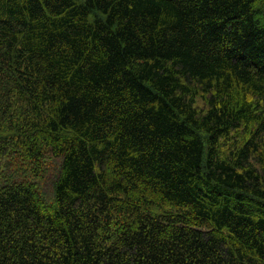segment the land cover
<instances>
[{"label": "trees", "instance_id": "obj_1", "mask_svg": "<svg viewBox=\"0 0 264 264\" xmlns=\"http://www.w3.org/2000/svg\"><path fill=\"white\" fill-rule=\"evenodd\" d=\"M0 264H264V0H0Z\"/></svg>", "mask_w": 264, "mask_h": 264}]
</instances>
